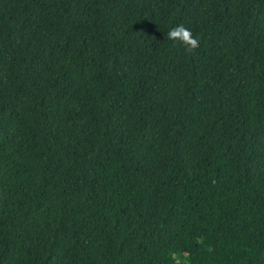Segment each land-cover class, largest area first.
<instances>
[{"label":"trees","instance_id":"1","mask_svg":"<svg viewBox=\"0 0 264 264\" xmlns=\"http://www.w3.org/2000/svg\"><path fill=\"white\" fill-rule=\"evenodd\" d=\"M0 264H264V0H0Z\"/></svg>","mask_w":264,"mask_h":264},{"label":"clouds","instance_id":"2","mask_svg":"<svg viewBox=\"0 0 264 264\" xmlns=\"http://www.w3.org/2000/svg\"><path fill=\"white\" fill-rule=\"evenodd\" d=\"M168 39L178 42L189 54H194L200 46V40L195 38L192 32L184 25H177L167 33Z\"/></svg>","mask_w":264,"mask_h":264}]
</instances>
